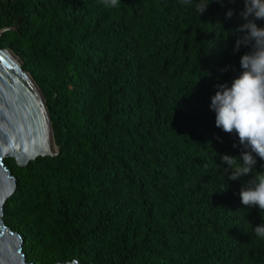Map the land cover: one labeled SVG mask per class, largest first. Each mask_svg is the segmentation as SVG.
Listing matches in <instances>:
<instances>
[{
    "label": "trees",
    "instance_id": "1",
    "mask_svg": "<svg viewBox=\"0 0 264 264\" xmlns=\"http://www.w3.org/2000/svg\"><path fill=\"white\" fill-rule=\"evenodd\" d=\"M194 4L0 0V49L40 88L60 149L5 160L3 221L29 264H264V213L240 197L264 161L228 181L217 154L238 156V138L210 109L247 51L233 53L243 0Z\"/></svg>",
    "mask_w": 264,
    "mask_h": 264
},
{
    "label": "clouds",
    "instance_id": "2",
    "mask_svg": "<svg viewBox=\"0 0 264 264\" xmlns=\"http://www.w3.org/2000/svg\"><path fill=\"white\" fill-rule=\"evenodd\" d=\"M106 7H115L119 0H102ZM192 4L193 0H182ZM236 3L237 0H195V9L202 16L213 3ZM239 17L243 21L234 30L236 37L233 53L242 48L247 51L240 57V71L231 83H217L211 97L210 109L215 113V126L225 133L235 134L240 154H217L224 166L228 181H238L251 175L257 165V158L264 161V0H243ZM229 9L226 17L235 15ZM232 70L228 66L221 71ZM219 139V137H218ZM241 188V202L245 206L258 207L264 213V172H259L253 181ZM264 220V216H262ZM255 234L264 238V223L254 226Z\"/></svg>",
    "mask_w": 264,
    "mask_h": 264
},
{
    "label": "water",
    "instance_id": "3",
    "mask_svg": "<svg viewBox=\"0 0 264 264\" xmlns=\"http://www.w3.org/2000/svg\"><path fill=\"white\" fill-rule=\"evenodd\" d=\"M5 31H0V37ZM10 52L0 49V264H29L22 237L3 221L5 205L17 188L5 160L13 159L24 168L40 157L58 156L60 149L40 88Z\"/></svg>",
    "mask_w": 264,
    "mask_h": 264
},
{
    "label": "bare ground",
    "instance_id": "4",
    "mask_svg": "<svg viewBox=\"0 0 264 264\" xmlns=\"http://www.w3.org/2000/svg\"><path fill=\"white\" fill-rule=\"evenodd\" d=\"M11 53V52H10ZM18 61H19V59L13 54V53H11ZM20 62V61H19ZM20 64H21V62H20ZM19 68H20V66H19ZM21 70V69H20ZM29 77H30V75L28 74V73H26ZM31 78V77H30Z\"/></svg>",
    "mask_w": 264,
    "mask_h": 264
}]
</instances>
